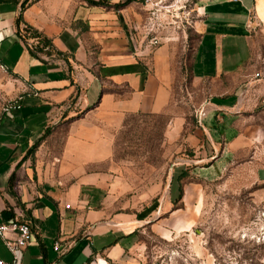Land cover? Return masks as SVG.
Returning a JSON list of instances; mask_svg holds the SVG:
<instances>
[{"label": "crops", "instance_id": "1", "mask_svg": "<svg viewBox=\"0 0 264 264\" xmlns=\"http://www.w3.org/2000/svg\"><path fill=\"white\" fill-rule=\"evenodd\" d=\"M89 1L0 0V84L14 99L0 119V224L33 231L17 264H134L128 258L142 249L134 232L144 214L118 207L113 139L131 116L170 107L175 50L135 37L141 20L126 0ZM27 25L50 45L25 38ZM198 27L189 161L215 177L250 169L264 184V77L250 65L264 0H211ZM0 259H14L1 236Z\"/></svg>", "mask_w": 264, "mask_h": 264}, {"label": "rangeland", "instance_id": "2", "mask_svg": "<svg viewBox=\"0 0 264 264\" xmlns=\"http://www.w3.org/2000/svg\"><path fill=\"white\" fill-rule=\"evenodd\" d=\"M210 1L121 3L141 20L132 22L135 37L169 41L176 59L170 107L131 116L114 133L118 207L144 214V227L134 232L142 249L128 258L138 259L134 264H264V184L250 169L234 166L215 177L189 161L195 154L189 136L198 126L191 64L201 8ZM251 34L250 65L264 77V33L257 27ZM11 96L0 84V119L13 105ZM176 120H184L182 128ZM181 168L187 173L178 183Z\"/></svg>", "mask_w": 264, "mask_h": 264}, {"label": "built area", "instance_id": "3", "mask_svg": "<svg viewBox=\"0 0 264 264\" xmlns=\"http://www.w3.org/2000/svg\"><path fill=\"white\" fill-rule=\"evenodd\" d=\"M7 232H16L17 238L15 240L7 239ZM0 236L3 238L6 246L13 254V261L10 263L0 259V264H17L18 253L21 249L27 247L33 237V231L29 222H20L17 220H10L8 222L0 224ZM55 249H59V243L55 245Z\"/></svg>", "mask_w": 264, "mask_h": 264}, {"label": "trees", "instance_id": "4", "mask_svg": "<svg viewBox=\"0 0 264 264\" xmlns=\"http://www.w3.org/2000/svg\"><path fill=\"white\" fill-rule=\"evenodd\" d=\"M89 2L92 3V4L103 3V1L95 2V1H92V0H90ZM27 3H28V1L24 2L23 7H26ZM119 6H121V4H118L116 7H119ZM22 19H23L22 16H20V21ZM24 37L25 38L36 39L37 40V43H36V47L37 48L41 47V49H43L44 47L50 45V40L46 36H44L39 30L35 29L34 27H32L30 25H27L25 27V29H24ZM29 47L31 49V46H29ZM196 117H197V115H196ZM197 123H198V117H197ZM186 173L187 172L184 169H182V168L179 170L178 177H177L178 183L181 180V178L186 175ZM174 183L175 182H173L172 184L174 185ZM180 194H181V190H180Z\"/></svg>", "mask_w": 264, "mask_h": 264}]
</instances>
